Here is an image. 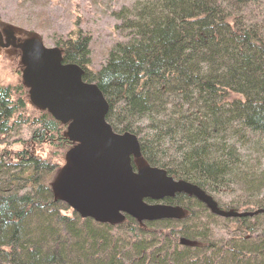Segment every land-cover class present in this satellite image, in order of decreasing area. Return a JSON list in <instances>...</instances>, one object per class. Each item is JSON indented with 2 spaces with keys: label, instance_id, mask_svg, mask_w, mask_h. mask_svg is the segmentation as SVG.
<instances>
[{
  "label": "trees",
  "instance_id": "1",
  "mask_svg": "<svg viewBox=\"0 0 264 264\" xmlns=\"http://www.w3.org/2000/svg\"><path fill=\"white\" fill-rule=\"evenodd\" d=\"M115 18L122 40L97 70L80 21L53 37L102 92L107 123L138 138L145 165L256 214L221 219L177 197L179 221L80 217L53 188L75 145L67 126L0 85V264H264V0H146ZM27 122L30 139L10 145Z\"/></svg>",
  "mask_w": 264,
  "mask_h": 264
},
{
  "label": "water",
  "instance_id": "2",
  "mask_svg": "<svg viewBox=\"0 0 264 264\" xmlns=\"http://www.w3.org/2000/svg\"><path fill=\"white\" fill-rule=\"evenodd\" d=\"M0 46L21 51L22 79L32 105L67 126L64 136L75 145L66 153L53 188L55 196L80 217L112 226L126 217L138 223L180 220L183 209L145 202L179 194L196 199L224 219L256 214L224 211L199 187L176 181L160 168L138 167L135 161L142 157L138 138L113 131L106 121L109 105L102 92L84 82L82 68L64 64L59 48H47L37 39L17 44L14 35H8L4 44L1 32Z\"/></svg>",
  "mask_w": 264,
  "mask_h": 264
},
{
  "label": "rangeland",
  "instance_id": "3",
  "mask_svg": "<svg viewBox=\"0 0 264 264\" xmlns=\"http://www.w3.org/2000/svg\"><path fill=\"white\" fill-rule=\"evenodd\" d=\"M140 1L146 0H0V28L13 31L20 41L35 38L51 48L54 47L53 37L65 36L73 30L76 21H80V28L92 37V68L97 70L106 61L112 47L122 40L114 29L117 24L115 14ZM23 69L21 54L17 50L0 48V85L15 90L21 86V91L16 90V98L22 97L30 102L27 90L22 87ZM26 100L27 113L31 114ZM33 130V126L25 123L7 139L8 143L12 145L14 141L29 140ZM10 147L19 150L18 145ZM54 153L57 160L62 157L60 150L56 149ZM136 164L143 166L141 160ZM226 200L229 202L231 199ZM222 229L223 226L215 234L217 238L224 237Z\"/></svg>",
  "mask_w": 264,
  "mask_h": 264
},
{
  "label": "flooded vegetation",
  "instance_id": "4",
  "mask_svg": "<svg viewBox=\"0 0 264 264\" xmlns=\"http://www.w3.org/2000/svg\"><path fill=\"white\" fill-rule=\"evenodd\" d=\"M2 32H3V41H4V44H6V39H7V37H8V35H13L12 33H7V31H4V30H1ZM17 38V37H16ZM22 41H20L18 38H17V44H19V43H21ZM11 47V46H10ZM10 47H9V49H10ZM15 50H17V51H20V50H18V49H16V48H14ZM21 52V51H20ZM19 53V52H18ZM20 54V53H19ZM177 197H179L180 199H184V198H186V199H189V198H192V197H190V196H188V195H184V194H179V195H176L174 198H167V199H164V200H162V201H160V202H154V201H151V200H146V203L148 204V205H157V204H160V205H164V206H172V207H178V208H181V209H183L184 210V213H187V210H185V207H181V206H178V205H175V204H170L169 203V200H173V199H177ZM189 197V198H188ZM197 201V200H196ZM200 203V202H199ZM191 204L192 205H194V204H196V202H191ZM204 205V204H203ZM205 206V205H204ZM206 207V206H205ZM207 208V207H206ZM208 210V209H207ZM208 213H211V212H209V210H208Z\"/></svg>",
  "mask_w": 264,
  "mask_h": 264
},
{
  "label": "bare ground",
  "instance_id": "5",
  "mask_svg": "<svg viewBox=\"0 0 264 264\" xmlns=\"http://www.w3.org/2000/svg\"><path fill=\"white\" fill-rule=\"evenodd\" d=\"M222 219H224V218H222Z\"/></svg>",
  "mask_w": 264,
  "mask_h": 264
}]
</instances>
